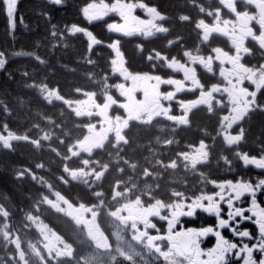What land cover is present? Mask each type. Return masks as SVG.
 Masks as SVG:
<instances>
[{
	"label": "flooded vegetation",
	"instance_id": "af4514ba",
	"mask_svg": "<svg viewBox=\"0 0 264 264\" xmlns=\"http://www.w3.org/2000/svg\"><path fill=\"white\" fill-rule=\"evenodd\" d=\"M94 66L106 93H80L78 80L94 87ZM263 88L264 0H0V199L26 239L42 223L44 237L73 241L80 217L89 229L132 226L137 246L165 264L159 237L184 205L215 182L264 179L241 161L264 156ZM257 199L264 206V192ZM215 224L198 210L175 231ZM214 244L210 235L202 248ZM61 249L53 242L46 256L57 263Z\"/></svg>",
	"mask_w": 264,
	"mask_h": 264
},
{
	"label": "snow or ice",
	"instance_id": "6c2138e0",
	"mask_svg": "<svg viewBox=\"0 0 264 264\" xmlns=\"http://www.w3.org/2000/svg\"><path fill=\"white\" fill-rule=\"evenodd\" d=\"M241 161L245 167L264 170V156L244 154ZM213 187L216 189L214 193H202L167 221V234L159 237L161 241L167 240V251L157 249L165 264H232L233 260L240 264H264V206L257 199L258 194L264 192V179L256 183L243 178L236 181L229 179L215 182ZM245 196L250 201L247 207L241 206ZM223 208L227 209L226 218L222 216ZM198 210L214 216L215 226L199 229L181 227L175 231L182 217H194ZM245 222L256 226L255 236L250 229L240 228ZM223 229H227L235 239L226 238L222 234ZM210 235L215 238L214 246L202 248V241Z\"/></svg>",
	"mask_w": 264,
	"mask_h": 264
},
{
	"label": "rangeland",
	"instance_id": "374dc122",
	"mask_svg": "<svg viewBox=\"0 0 264 264\" xmlns=\"http://www.w3.org/2000/svg\"><path fill=\"white\" fill-rule=\"evenodd\" d=\"M48 35H50L49 30ZM51 35V38L56 36L54 29ZM53 41H56V39ZM24 42L26 41H18L20 45L15 49V56L20 61L26 63L24 61L27 57L26 53L21 49V47L24 48V45H21ZM77 82L80 93L94 89L93 87H87L89 84L88 81L78 80ZM79 92L76 91V95ZM7 112L8 118H10L11 109L8 106ZM19 116L20 114L17 113V117ZM43 200L52 203V205L55 204L49 198L43 197ZM6 205V200L3 198L0 199V264H51L44 255L45 248L52 246L53 242L60 244L61 248H63L62 251L64 253L61 255L62 260L59 264H156V256L154 254H149L146 248L142 250L137 246V242H140L138 238L141 235L132 226L111 225L112 238H109L110 244L107 246L108 248H100L99 242L95 241L92 235H90L89 232L93 228L103 233V235L106 234L103 228L100 227V224L94 220L92 229H89L88 224L82 228L74 225L75 233L73 234V241H70L64 236H59L54 239L44 237L47 233V226L42 223H40L41 226L39 228L41 236L35 237V241L32 238L24 240L19 234H26L27 227L19 224L21 219L16 220L15 218L11 221L6 219L13 211V208L8 209ZM37 208L39 209L40 205ZM47 209H50L49 205L44 208V211ZM55 209L60 211L59 208ZM21 222L24 221L22 220ZM95 222L98 224H95ZM61 224L63 225V229H69L71 227L70 223L65 219ZM31 246H33V249L29 250Z\"/></svg>",
	"mask_w": 264,
	"mask_h": 264
},
{
	"label": "trees",
	"instance_id": "16d2710c",
	"mask_svg": "<svg viewBox=\"0 0 264 264\" xmlns=\"http://www.w3.org/2000/svg\"><path fill=\"white\" fill-rule=\"evenodd\" d=\"M97 69H99V67H94V70L96 71ZM96 73V72H95ZM104 72H101V73H96L97 74V78H98V80H100L101 79V75L103 74ZM99 84H101V82H99ZM264 89V88H263ZM0 184L1 185H4L5 187L8 185V183H7V180L5 179V177L4 176H0ZM9 188V187H8ZM7 188V189H8Z\"/></svg>",
	"mask_w": 264,
	"mask_h": 264
},
{
	"label": "bare ground",
	"instance_id": "6f19581e",
	"mask_svg": "<svg viewBox=\"0 0 264 264\" xmlns=\"http://www.w3.org/2000/svg\"><path fill=\"white\" fill-rule=\"evenodd\" d=\"M32 33V32H31ZM192 37H194L193 35H192ZM190 38V37H189ZM10 39V38H9ZM193 39H195V38H193ZM41 40V39H40ZM4 41H6V40H4ZM7 42V41H6ZM196 42V41H195ZM46 45V44H45ZM44 45V46H45ZM9 46V45H8ZM7 46V47H8ZM10 47H11V44H10ZM12 48V47H11ZM68 52V51H67ZM63 58V57H62ZM73 59V58H72ZM130 89V88H129ZM100 103V102H99ZM122 104V103H121ZM109 108V107H108ZM99 110V109H98ZM113 112H114V110H113ZM45 113V112H44ZM69 117V116H68ZM78 120V119H77ZM85 121V120H84ZM68 122V121H67ZM52 126V125H51ZM70 128V127H69ZM137 151V150H136ZM139 153V152H138ZM139 157V156H138ZM120 176V175H119ZM119 178V177H118ZM27 199V198H26ZM24 201V200H23ZM109 201V200H108ZM23 207V206H22ZM20 208V207H19ZM17 210V209H16ZM106 210V209H105ZM20 211V210H19Z\"/></svg>",
	"mask_w": 264,
	"mask_h": 264
},
{
	"label": "water",
	"instance_id": "95a60500",
	"mask_svg": "<svg viewBox=\"0 0 264 264\" xmlns=\"http://www.w3.org/2000/svg\"><path fill=\"white\" fill-rule=\"evenodd\" d=\"M13 1H16V0H13ZM106 106H108V104L104 105L103 108H106ZM103 113V112H102Z\"/></svg>",
	"mask_w": 264,
	"mask_h": 264
}]
</instances>
